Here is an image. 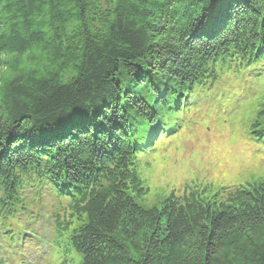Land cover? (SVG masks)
Returning <instances> with one entry per match:
<instances>
[{"label":"trees","instance_id":"obj_1","mask_svg":"<svg viewBox=\"0 0 264 264\" xmlns=\"http://www.w3.org/2000/svg\"><path fill=\"white\" fill-rule=\"evenodd\" d=\"M231 67L264 72V0H0V217L50 191L81 264H264V181L135 204L139 154Z\"/></svg>","mask_w":264,"mask_h":264},{"label":"rangeland","instance_id":"obj_2","mask_svg":"<svg viewBox=\"0 0 264 264\" xmlns=\"http://www.w3.org/2000/svg\"><path fill=\"white\" fill-rule=\"evenodd\" d=\"M175 124V131L137 158L147 191L135 204L143 210L158 208L170 195L191 188L211 200L222 188L247 189L264 181V136L257 137L264 130V72L223 69L213 88L190 96ZM33 199L27 194L31 219L0 217L5 264H81L67 242L79 222L59 223L67 213L57 212L50 191H43L39 202ZM53 213L58 217L51 218ZM51 241L56 250L49 248ZM8 246L14 254H8ZM18 251L21 256L15 255Z\"/></svg>","mask_w":264,"mask_h":264}]
</instances>
